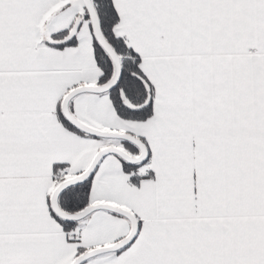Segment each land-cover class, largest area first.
Wrapping results in <instances>:
<instances>
[{
    "label": "crops",
    "instance_id": "1",
    "mask_svg": "<svg viewBox=\"0 0 264 264\" xmlns=\"http://www.w3.org/2000/svg\"><path fill=\"white\" fill-rule=\"evenodd\" d=\"M111 1L113 34L139 58L152 114L121 119L107 94L68 108L141 140L151 173L139 178L143 164L128 169L113 155L99 162L89 206L129 211L138 231L124 250L83 264H264V0ZM84 11L83 0H0V264H70L130 231L105 211L66 229L50 208L60 180L100 150L139 155L60 118L70 91L100 85Z\"/></svg>",
    "mask_w": 264,
    "mask_h": 264
},
{
    "label": "trees",
    "instance_id": "2",
    "mask_svg": "<svg viewBox=\"0 0 264 264\" xmlns=\"http://www.w3.org/2000/svg\"><path fill=\"white\" fill-rule=\"evenodd\" d=\"M95 11L99 18L101 31L111 45L112 49L119 58L121 64V77L118 84L108 93H106L111 99L112 105L116 114L124 120L130 121H145L152 114V106L150 99V92L147 88L146 81L139 71V58L125 45L122 39L117 38L113 34V28L117 23V15L115 13L111 0H91ZM84 17L89 22L87 12L84 11ZM90 25V23H89ZM91 29V26H90ZM92 34V30H91ZM67 36V33H62L53 37L55 41H62ZM93 38V35H92ZM73 40L66 42L65 44H59L60 47L72 43ZM94 55L97 66L101 71L100 85L106 84L113 74V66L110 58L99 47L93 38ZM60 118L64 124L72 131L81 133L74 127H72L60 113ZM90 137V136H88ZM125 142V141H122ZM131 147L137 148L125 142ZM128 169H135L140 165H129L120 160ZM89 178L85 183L68 188L63 191L59 198L58 204L61 210L65 213L72 214L82 211L89 206ZM64 182L60 180L59 185ZM52 213V212H51ZM55 217L66 229L74 227L77 222H67L60 220L53 213ZM82 254V253H81ZM79 254L78 256H80ZM77 256V257H78Z\"/></svg>",
    "mask_w": 264,
    "mask_h": 264
},
{
    "label": "water",
    "instance_id": "3",
    "mask_svg": "<svg viewBox=\"0 0 264 264\" xmlns=\"http://www.w3.org/2000/svg\"><path fill=\"white\" fill-rule=\"evenodd\" d=\"M83 4L89 18V23L91 26L93 38L96 41V43L99 45V47L110 58L113 66V74L110 80L104 85L80 87L70 91L63 98L61 103L62 116L72 127L77 129L81 133L85 134L86 136H90L92 138H97V139L118 140V141L128 142L134 145L138 149L139 155L134 158L129 156L123 150H120L115 147L102 149L96 153L90 165L84 172L73 178L65 180L60 185H58L52 192L50 197V208L53 214L60 220L67 222H80L85 218H87L89 215L93 214L94 212L105 211L125 218L130 224V231L125 238H123L122 240L118 241L117 243L111 246L87 251L82 255L78 256L77 258H75L70 264H83L93 258L106 254L117 253L124 250L134 241L138 231V223L136 218L129 211L109 204L91 205L77 213H72V214L65 213L61 210L58 204V198L60 194L63 191L67 190L68 188L85 183L89 178H91L99 162L107 156L110 155L116 156L123 162L133 166L141 165L147 160L146 148L144 144L141 142V140H139L138 138H135L127 134L104 132L94 129L88 126L87 124L74 118L69 111L68 105L73 98L82 94L100 95V94L108 93L118 84L122 73L119 58L112 49L111 45L107 42L101 31L99 18L91 0H83Z\"/></svg>",
    "mask_w": 264,
    "mask_h": 264
},
{
    "label": "built area",
    "instance_id": "4",
    "mask_svg": "<svg viewBox=\"0 0 264 264\" xmlns=\"http://www.w3.org/2000/svg\"><path fill=\"white\" fill-rule=\"evenodd\" d=\"M151 173V164L149 162H144L141 168V172L137 174L139 178L148 177Z\"/></svg>",
    "mask_w": 264,
    "mask_h": 264
}]
</instances>
